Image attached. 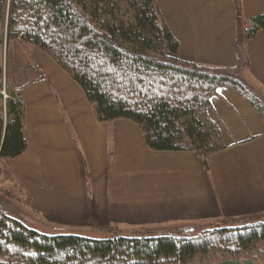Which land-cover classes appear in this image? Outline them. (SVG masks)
Masks as SVG:
<instances>
[{"label":"crops","instance_id":"crops-1","mask_svg":"<svg viewBox=\"0 0 264 264\" xmlns=\"http://www.w3.org/2000/svg\"><path fill=\"white\" fill-rule=\"evenodd\" d=\"M155 1L178 57L215 67L236 63L237 4L244 20L264 14V0ZM245 51L243 76L264 96V30ZM34 59L45 80L20 92L27 146L0 166L49 235H179L264 221V120L236 91L217 88L208 109L224 148L204 168L193 151L150 150L129 119L97 120L82 88L49 55Z\"/></svg>","mask_w":264,"mask_h":264},{"label":"trees","instance_id":"trees-1","mask_svg":"<svg viewBox=\"0 0 264 264\" xmlns=\"http://www.w3.org/2000/svg\"><path fill=\"white\" fill-rule=\"evenodd\" d=\"M237 10L236 63L215 67L178 57L155 0H0V161L25 151L20 92L45 80L38 65L16 55L17 45L30 44L82 88L97 120L129 119L150 150L193 151L206 168L205 158L224 148L208 116L217 88L236 91L264 120V96L242 73L245 43L264 30V14L244 20ZM257 241L264 242V221L192 236L49 235L0 206V264H194L218 245L237 251Z\"/></svg>","mask_w":264,"mask_h":264},{"label":"rangeland","instance_id":"rangeland-1","mask_svg":"<svg viewBox=\"0 0 264 264\" xmlns=\"http://www.w3.org/2000/svg\"><path fill=\"white\" fill-rule=\"evenodd\" d=\"M14 49V48H13ZM44 52L39 47L30 44H19L16 46V55L22 59H26L28 62L34 65H38L34 57L38 56V53ZM45 53V52H44ZM47 54V53H45ZM48 55V54H47ZM6 56V45L4 47L3 54V66L5 67L4 58ZM6 62V61H5ZM39 66V65H38ZM3 67V68H4ZM39 68H41L39 66ZM22 78H24L22 76ZM33 76L27 77V80H31ZM4 77H2V82ZM0 204L1 207L7 211V214L10 216L19 219L24 225L34 228L41 233L49 234L53 233L51 230L44 227L40 220L32 212H29L27 208V199L19 191L15 183L0 175ZM260 222V221H259ZM245 223L241 224L244 225ZM218 225H212L209 227H189L184 229L186 232H178V236H192L197 235L202 232V230L213 229ZM182 228H175V231H178ZM64 234V233H62ZM65 234H75L78 232L73 231ZM91 238H100L102 236H85ZM224 246H219L218 248L211 249L205 255H199L194 259V264H264V242L257 241L249 249H237L232 250L230 248L226 249Z\"/></svg>","mask_w":264,"mask_h":264}]
</instances>
